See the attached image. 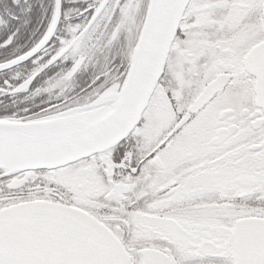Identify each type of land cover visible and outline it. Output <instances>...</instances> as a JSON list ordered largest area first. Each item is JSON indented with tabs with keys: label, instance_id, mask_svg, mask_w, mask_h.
I'll return each instance as SVG.
<instances>
[{
	"label": "snow or ice",
	"instance_id": "1",
	"mask_svg": "<svg viewBox=\"0 0 264 264\" xmlns=\"http://www.w3.org/2000/svg\"><path fill=\"white\" fill-rule=\"evenodd\" d=\"M0 264H264V0H0Z\"/></svg>",
	"mask_w": 264,
	"mask_h": 264
}]
</instances>
